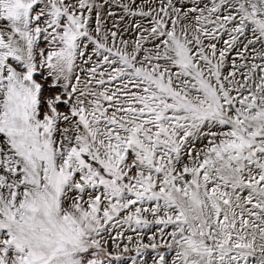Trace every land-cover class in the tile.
I'll list each match as a JSON object with an SVG mask.
<instances>
[{
    "label": "snow or ice",
    "instance_id": "1",
    "mask_svg": "<svg viewBox=\"0 0 264 264\" xmlns=\"http://www.w3.org/2000/svg\"><path fill=\"white\" fill-rule=\"evenodd\" d=\"M0 264H264V0H0Z\"/></svg>",
    "mask_w": 264,
    "mask_h": 264
}]
</instances>
